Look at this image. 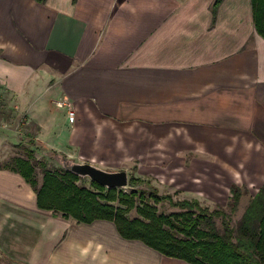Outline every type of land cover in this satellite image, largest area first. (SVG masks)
I'll use <instances>...</instances> for the list:
<instances>
[{"label":"crops","instance_id":"0c3cea01","mask_svg":"<svg viewBox=\"0 0 264 264\" xmlns=\"http://www.w3.org/2000/svg\"><path fill=\"white\" fill-rule=\"evenodd\" d=\"M2 92L43 148L222 206L237 185L242 212L264 186V37L251 0H0ZM14 136L0 127V145ZM0 264L192 263L114 221L41 209L0 166Z\"/></svg>","mask_w":264,"mask_h":264},{"label":"trees","instance_id":"16d2710c","mask_svg":"<svg viewBox=\"0 0 264 264\" xmlns=\"http://www.w3.org/2000/svg\"><path fill=\"white\" fill-rule=\"evenodd\" d=\"M221 0H215V6ZM257 32L264 37V0H251ZM42 168L39 183L36 167ZM1 166V165H0ZM22 175L34 188L41 209L61 213L78 221L96 219L114 221L121 235L140 239L158 251L183 258L192 264H264V186L250 199L238 225H231V214L218 208L211 212L198 207V199L174 201L171 196L139 190L126 192L123 188H107L91 180L96 190L80 185L81 176L65 168H49L45 161H38L31 148L26 156L14 158L2 165ZM146 178L131 174L129 184L144 182ZM243 190L231 187L228 205L236 212ZM168 201L184 210L170 214L160 213L151 203ZM117 201V203L115 202ZM197 206L199 212L193 211ZM136 208L139 217L130 218L129 211ZM222 217V228L215 217Z\"/></svg>","mask_w":264,"mask_h":264},{"label":"rangeland","instance_id":"374dc122","mask_svg":"<svg viewBox=\"0 0 264 264\" xmlns=\"http://www.w3.org/2000/svg\"><path fill=\"white\" fill-rule=\"evenodd\" d=\"M23 112L19 109V105H16L14 103L10 104L3 96V92L0 93V127L1 130H11L12 133L15 135L13 142L7 143L5 142L3 145H0V165H8L11 164L14 160V158L19 156H26V148H31L34 151V156L38 161H45L47 163V166L49 168H66L67 164L69 162H85L88 160H80L77 156H71L59 151L50 150L41 147L40 145H37L36 139L27 132V120L28 115L22 114ZM91 162V161H89ZM93 163V162H92ZM96 164V163H94ZM98 165V164H96ZM101 166V165H99ZM102 167V166H101ZM105 168V167H103ZM132 168L130 170H126L129 174H134L132 172ZM108 170H121V169H111V168H105ZM36 173L39 180V183L42 182V168L39 164H37L36 167ZM80 185H84L90 189L96 190L95 187L91 185V179L87 176L81 177V179L78 181ZM139 190L143 192L144 195H149L150 192H157L160 195H168L171 196V198L174 201H181V200H196L197 198L192 197L191 195H188L184 193L181 189H176L173 187H170L168 185L159 183L151 178H146V181L144 182H138V184L132 185L128 184L127 186L123 187V190L126 192H131L132 190ZM117 203V201H115ZM152 204H154L157 207L158 212L170 214L172 212H179L184 210L183 208H180L178 205H172L170 202L161 201V202H154L151 201ZM198 207H201V209H208L209 212L218 209V208H224L225 211L229 212L231 214V225L235 228L238 225V221L241 219V216L243 214L242 212V205H244L246 202H239V206L236 212H231V209L229 205L222 206L220 204H213L207 201L199 200L198 199ZM197 206L193 208V211L196 213L199 212ZM128 216L130 218L139 217V213L136 208H132ZM217 226L221 229L222 226V217L216 216L215 217Z\"/></svg>","mask_w":264,"mask_h":264},{"label":"water","instance_id":"95a60500","mask_svg":"<svg viewBox=\"0 0 264 264\" xmlns=\"http://www.w3.org/2000/svg\"><path fill=\"white\" fill-rule=\"evenodd\" d=\"M65 169L81 177L87 176L107 188H123L129 184L130 176L125 169L108 170L89 161L69 162Z\"/></svg>","mask_w":264,"mask_h":264},{"label":"built area","instance_id":"2783aa9c","mask_svg":"<svg viewBox=\"0 0 264 264\" xmlns=\"http://www.w3.org/2000/svg\"><path fill=\"white\" fill-rule=\"evenodd\" d=\"M58 106L65 107L68 109V114L70 117H73L75 114V111L73 110L71 106V102L68 98H63L57 101Z\"/></svg>","mask_w":264,"mask_h":264}]
</instances>
